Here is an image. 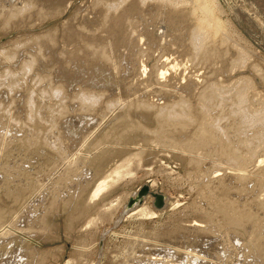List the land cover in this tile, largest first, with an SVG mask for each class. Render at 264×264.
<instances>
[{
  "label": "rangeland",
  "instance_id": "1",
  "mask_svg": "<svg viewBox=\"0 0 264 264\" xmlns=\"http://www.w3.org/2000/svg\"><path fill=\"white\" fill-rule=\"evenodd\" d=\"M202 2L0 0V264H264V0Z\"/></svg>",
  "mask_w": 264,
  "mask_h": 264
},
{
  "label": "bare ground",
  "instance_id": "2",
  "mask_svg": "<svg viewBox=\"0 0 264 264\" xmlns=\"http://www.w3.org/2000/svg\"><path fill=\"white\" fill-rule=\"evenodd\" d=\"M142 1V0H141ZM209 1V0H208ZM208 4L210 3V2H207ZM207 3L205 2V0H204V4H203V2H202V4L199 6L200 7V10H201V12L202 13H204V15L205 14H208V16L210 15V13H211V9H210V7L207 5ZM213 4V3H212ZM116 6V5H115ZM204 6V7H203ZM208 7V8H207ZM112 8V7H111ZM118 9V8H117ZM209 9V10H208ZM109 10V9H108ZM19 12V11H18ZM17 14V12L15 11V10H11V17L13 16H15ZM208 16H207V18H208ZM210 17H212V15L210 16ZM209 19H211V18H208V21H212V19L211 20H209ZM206 21H207V19H206ZM216 23H218V22H216ZM208 24H209V22H208ZM218 25H220L219 23H218ZM215 27H216V25H215ZM218 27L219 26H217V29H218ZM202 33H203V31H201ZM200 31H198V32H196V33H193V36H195L194 37V39H195V41H194V45L196 44L197 46H199L200 44H199V42H200V40H203L204 38H205V36H204V38H201V36H203V34L201 33ZM205 32V31H204ZM206 40V39H205ZM204 40V41H205ZM204 45V44H203ZM197 46H195V48H197L198 49V47ZM196 49V50H197ZM195 50V51H196ZM34 58V57H33ZM36 58H34V59H31L29 62H27V64H26V66H25V68L26 69H31L32 70V67H33V65L35 64V60ZM23 65V64H22ZM26 69H24L25 71H28V70H26ZM25 73V72H24ZM29 73V72H28ZM10 74V73H9ZM161 76V75H160ZM163 76H164V73H163ZM162 77V76H161ZM9 78V77H8ZM7 79V78H6ZM11 79V78H10ZM16 80V79H15ZM22 81H23V79H22ZM8 83V82H7ZM6 83V84H7ZM21 83V82H20ZM2 85V84H1ZM61 86V85H60ZM61 89V88H60ZM9 90V89H8ZM13 91V90H12ZM15 91V90H14ZM217 91H219V90H217ZM97 93V92H96ZM219 93V92H218ZM242 94H238L239 95V102L241 103V102H245L246 101V98L245 97H243V92H241ZM218 95V94H217ZM238 97V96H237ZM28 98V97H27ZM31 99V98H30ZM34 99V98H33ZM64 99V98H63ZM89 99H93V97L92 96H88V98L86 97L85 98V100L86 101H89ZM242 99V100H241ZM37 100V99H36ZM51 100V99H50ZM69 100V99H68ZM28 101V100H27ZM85 101V102H86ZM35 102V101H34ZM78 103V102H77ZM187 105V104H186ZM240 105V104H239ZM47 107V106H46ZM85 107V106H84ZM185 107V106H184ZM48 108V107H47ZM88 108V107H87ZM182 108V107H181ZM45 109V108H44ZM64 109V108H63ZM105 109V108H104ZM186 109V108H185ZM32 110V109H31ZM172 110V109H171ZM184 110V109H183ZM187 110H188V108H187ZM2 111V110H1ZM0 111V112H1ZM5 111V110H4ZM45 111V110H44ZM185 111V110H184ZM8 112V111H7ZM167 112V111H166ZM41 113V112H40ZM43 114H45V113H43ZM185 113H183V114H177L175 111L174 112H170V113H168V116L170 117V119L171 118H175V119H177L178 121L177 122H179L176 126H175V129H176V127L177 126H182V127H184L188 122H187V119H184V117H183V115H184ZM100 115V114H99ZM189 115V114H188ZM4 116V115H3ZM9 116V115H8ZM166 116V115H165ZM185 116H187V115H185ZM2 117V116H1ZM42 117V116H41ZM163 117V116H162ZM167 117V116H166ZM189 117V116H188ZM191 117V116H190ZM167 120H168V117L166 118ZM200 119V118H199ZM2 120H4L3 118H2ZM186 121V122H185ZM189 121V120H188ZM1 122H3V121H1ZM1 122H0V124H1ZM51 122V121H50ZM4 123H5V121H4ZM202 123V122H201ZM217 123V125L215 126V127H211V129H209L208 128V130L206 131L205 129H200L199 130V133H198V135L196 136V138H194L196 141H198V142H200L201 144H205V143H208V142H210V143H212V141L214 142V138H215V136L219 133V125H218V122H216ZM3 124V123H2ZM171 124V123H170ZM257 124H263L264 125V117L262 118V120H261V123H259V122H257L256 123V125ZM188 125H189V123H188ZM202 125V124H201ZM262 125V126H263ZM1 126V125H0ZM54 127V126H53ZM165 127V126H164ZM179 127H177V128H179ZM166 128H169L168 127V125H167V127ZM171 128V127H170ZM172 129V128H171ZM174 129V128H173ZM11 130V129H10ZM14 130V129H13ZM168 130H170V129H168ZM222 130V129H221ZM2 131V130H1ZM3 131H4V129H3ZM9 131V130H8ZM12 133H14V132H12ZM14 135H16V132H15V134ZM18 135V134H17ZM222 135V134H221ZM0 136H1V134H0ZM4 136V135H3ZM218 136V135H217ZM224 136V135H223ZM222 136H218V138H221ZM1 138H2V136H1ZM4 138V137H3ZM8 138V137H7ZM217 138V137H216ZM6 139V138H5ZM222 139V138H221ZM3 140V139H2ZM2 140L0 141V143L2 142ZM223 140V139H222ZM6 141H8V139L6 140ZM3 143V142H2ZM1 143V144H2ZM6 144H7V142H5ZM11 143V142H10ZM52 143V142H51ZM9 144V143H8ZM56 142H55V146H56ZM221 144H222V142H221ZM224 145L226 144V143H223ZM4 145V144H3ZM54 145V144H53ZM6 146V145H5ZM60 146V145H59ZM0 147H1V145H0ZM224 147V146H223ZM225 148V147H224ZM4 149V148H3ZM223 149V148H222ZM1 150H2V148H1ZM3 152V151H2ZM4 153V152H3ZM2 153V154H3ZM5 156V155H4ZM2 160V159H1ZM3 161V160H2ZM263 161V160H262ZM2 166V165H1ZM0 166V167H1ZM119 170H114V172H113V174L115 175V176H117L118 174H119ZM115 176H113V178H111V179H109L108 181H106V182H101L100 184H98V186L95 188V190H94V192H92L93 194H92V197L91 198H96V197H98L105 189H107L108 187H109V185H110V182H112V180H114L115 179ZM3 178V177H2ZM4 179V178H3ZM8 179V178H7ZM6 179V180H7ZM0 180H1V176H0ZM111 180V181H110ZM2 181V180H1ZM110 181V182H109ZM222 181H223V179H221V178H219V179H217L216 180V186H217V184H221L222 183ZM8 182V181H7ZM1 185H3V182L2 183H0ZM5 184V183H4ZM4 186V185H3ZM152 191V190H151ZM168 203H169V201L166 203V207H167V205H168ZM250 203V202H249ZM251 204H252V202H251ZM142 206V205H141ZM248 206V205H247ZM250 206V205H249ZM249 206L247 207V210H248V208H249ZM254 205H251L250 206V209H251V207H253ZM139 209V208H138ZM137 209V210H138ZM143 209V210H142ZM136 211V210H135ZM142 211H144V208H141V210L139 211V212H141V214H142ZM138 211H136V213H137ZM138 212V213H139ZM149 212V211H148ZM135 213V214H136ZM137 213V214H138ZM143 214H144V212H143ZM150 214V213H149ZM148 214V215H149ZM134 215V214H133ZM24 216V215H23ZM238 218H239V221L241 222L242 221V219H240V218H242L241 216H239V217H231V218H228V221L229 222H231V223H233V222H235V223H237L238 222ZM244 219V218H243ZM247 221H249V220H245L244 221V223H246ZM1 239V238H0ZM3 240L5 241L6 239H4L3 238ZM2 240V241H3ZM1 240H0V243L2 242ZM3 244H4V242H3ZM7 263V262H6ZM2 264V263H1Z\"/></svg>",
  "mask_w": 264,
  "mask_h": 264
},
{
  "label": "water",
  "instance_id": "3",
  "mask_svg": "<svg viewBox=\"0 0 264 264\" xmlns=\"http://www.w3.org/2000/svg\"><path fill=\"white\" fill-rule=\"evenodd\" d=\"M147 196H151L154 199L155 207L160 210L165 209L166 203L169 201V198L167 196L151 191L148 186H143L133 197L129 199L124 213H129L136 207L143 204Z\"/></svg>",
  "mask_w": 264,
  "mask_h": 264
}]
</instances>
